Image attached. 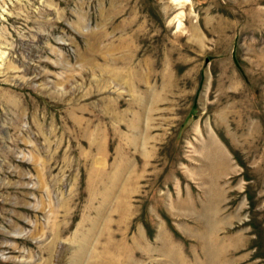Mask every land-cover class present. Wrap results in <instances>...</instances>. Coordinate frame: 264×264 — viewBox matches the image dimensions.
I'll list each match as a JSON object with an SVG mask.
<instances>
[{
    "label": "rangeland",
    "instance_id": "374dc122",
    "mask_svg": "<svg viewBox=\"0 0 264 264\" xmlns=\"http://www.w3.org/2000/svg\"><path fill=\"white\" fill-rule=\"evenodd\" d=\"M0 264H264V0H0Z\"/></svg>",
    "mask_w": 264,
    "mask_h": 264
}]
</instances>
